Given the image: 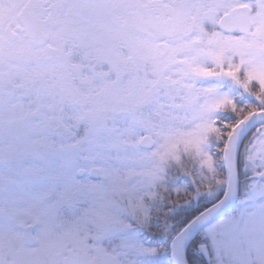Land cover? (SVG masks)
Segmentation results:
<instances>
[{"label": "snow or ice", "instance_id": "obj_1", "mask_svg": "<svg viewBox=\"0 0 264 264\" xmlns=\"http://www.w3.org/2000/svg\"><path fill=\"white\" fill-rule=\"evenodd\" d=\"M0 264H264V0H0Z\"/></svg>", "mask_w": 264, "mask_h": 264}]
</instances>
